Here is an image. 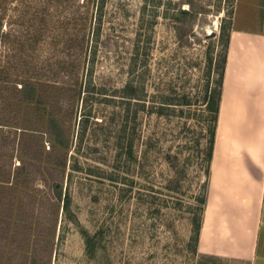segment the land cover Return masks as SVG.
I'll return each mask as SVG.
<instances>
[{"label":"rangeland","instance_id":"obj_1","mask_svg":"<svg viewBox=\"0 0 264 264\" xmlns=\"http://www.w3.org/2000/svg\"><path fill=\"white\" fill-rule=\"evenodd\" d=\"M30 5L44 42L17 63L77 90L54 104L42 93L58 89L35 85L22 101L18 80L0 81V123L25 128L0 133V264H246L201 254L196 241L228 31L245 6L264 25V0ZM50 116L61 128L46 131ZM19 141L38 157L27 175Z\"/></svg>","mask_w":264,"mask_h":264},{"label":"crops","instance_id":"obj_2","mask_svg":"<svg viewBox=\"0 0 264 264\" xmlns=\"http://www.w3.org/2000/svg\"><path fill=\"white\" fill-rule=\"evenodd\" d=\"M245 7L228 31L196 248L264 264V25Z\"/></svg>","mask_w":264,"mask_h":264},{"label":"trees","instance_id":"obj_3","mask_svg":"<svg viewBox=\"0 0 264 264\" xmlns=\"http://www.w3.org/2000/svg\"><path fill=\"white\" fill-rule=\"evenodd\" d=\"M31 1L30 4L34 3L36 0H28ZM49 0H42V5L44 7L45 3ZM69 1V0H68ZM21 0H0V81L5 83V85H13L17 80L20 84L18 88H15L18 93L21 94V100L27 101V97L29 94L28 90H32L35 85L40 87H45L46 89H50V91L54 88L58 89V93L55 97L51 96L52 94L46 95L42 93V97L49 100L50 98H54V104L56 101L61 100L67 93L75 92L76 86L75 85H67L66 81L63 77H60L58 80H53L52 78L56 77L53 75V71L49 72L45 70V67H38V66H20L18 59L16 58L17 51L25 49L23 51H34L38 44L44 42V33L46 30V21L44 18L39 17V12H35V8L33 9L32 6L29 4L27 7L21 5ZM7 4L12 5V9L14 12L13 14L7 13ZM42 7V8H43ZM19 13L21 14L19 16ZM82 34H80V37ZM69 39V38H68ZM37 62L35 59L34 63ZM224 62V57L222 60V64ZM19 64V65H18ZM18 65V67H17ZM223 68V66H222ZM222 74V72H221ZM221 85V79L219 83V88ZM1 93L5 92L0 90ZM75 94V93H74ZM74 94L69 95L70 99H73L75 96ZM134 94V93H133ZM3 95V94H2ZM2 95H0V101L2 100ZM66 100V99H65ZM219 100V92L217 94L216 103L213 109L214 118H213V126L210 130V138L208 141V146L206 148L205 158L208 161L211 155V144L213 139V131H214V121L215 115L217 112ZM61 104H64L65 101L61 100ZM48 104L51 105V109L54 107L51 102ZM3 117L0 116V122H4L2 119ZM47 124L45 125L46 131L50 132L51 126H55L61 128L60 124L64 123L63 119L48 117ZM12 120V119H10ZM7 127L6 130L1 129L0 133L9 134L12 130H16L18 126L16 125H9L5 123H0V128ZM16 127V128H15ZM21 128L19 130L20 134H24V127L19 126ZM22 132V133H21ZM24 141H19L17 144V148L21 151L22 157L18 161V167L20 174L24 171V175H27L26 167L36 165L38 161V157L32 154L28 149ZM54 142L50 145V151H54ZM12 163L8 160L6 161V166L11 165ZM63 164V163H61ZM5 166V164H4ZM17 167V168H18ZM58 170L54 169L53 175V182H52V189L55 192L56 197H60L61 188L58 182ZM9 173V172H8ZM207 174V171H206ZM9 175V174H8ZM20 176V175H19ZM203 203V201H202Z\"/></svg>","mask_w":264,"mask_h":264}]
</instances>
